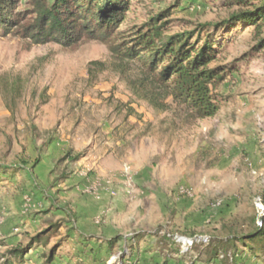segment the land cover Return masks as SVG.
Returning a JSON list of instances; mask_svg holds the SVG:
<instances>
[{"label": "rangeland", "instance_id": "obj_1", "mask_svg": "<svg viewBox=\"0 0 264 264\" xmlns=\"http://www.w3.org/2000/svg\"><path fill=\"white\" fill-rule=\"evenodd\" d=\"M28 1L20 0L18 10H26ZM130 1L118 29L127 39L168 10L172 34L219 24L235 10L225 0ZM228 37L215 63L228 75L215 90L219 109L213 118L200 119L171 98L161 111L136 96L131 83L141 76L139 65L115 68L100 42L36 46L15 33H0V81L19 76L26 82L13 113L0 86V166L15 171L0 178V225L12 219L20 228L12 243L0 240V260L19 264L10 251L26 247L46 225L50 247L65 243L77 210L94 212L100 231L110 235H145L131 264H164L156 252L164 235L186 251L191 235L208 241L226 237L223 226L247 234L253 219L260 224L264 50L256 49L253 27ZM79 239L63 245L62 264L120 263L117 249L101 252L98 240L83 247ZM237 249V264H264L263 254L257 259L242 245ZM41 255L32 252L20 264H47ZM196 256L174 253L167 264H205Z\"/></svg>", "mask_w": 264, "mask_h": 264}, {"label": "trees", "instance_id": "obj_2", "mask_svg": "<svg viewBox=\"0 0 264 264\" xmlns=\"http://www.w3.org/2000/svg\"><path fill=\"white\" fill-rule=\"evenodd\" d=\"M225 1L235 10L219 24L206 23L193 31L172 34L167 30L170 23L168 10L136 27L131 38L127 39L119 36L118 29L130 11V0H29L24 11L18 10L20 0H0V33H15L36 46L53 43L71 48L86 41L100 42L108 46L115 68L126 71L128 64L139 65L141 76L131 83V87L134 94L153 109L167 110L164 102L171 98L197 118L207 119L213 118L219 109L215 90L228 76L224 68L215 66L223 41L234 30L253 27L256 49L264 50V0ZM92 64L104 66L98 62ZM0 86L7 107L13 113L24 94L26 82L19 76L2 78ZM10 170L15 172L0 166V178L8 175ZM261 204L264 207V196ZM257 221L252 220L253 227L247 234L240 233L233 226H223L229 232L226 237L201 241L191 235L193 245L186 251L176 249L180 243L173 236L164 235L156 242V252L166 259L164 264L174 253H179L183 259L192 252L205 264L213 261L237 264V245L240 244L252 257L262 258L264 217L260 224ZM47 231L34 236L26 247L12 249L10 256L21 263L35 245H47L48 239L44 235ZM145 237L137 234L131 238L126 246L128 251L119 253L122 264H129L138 241ZM116 242L111 241L110 246ZM60 246L61 243L57 242L45 254L47 263L53 261ZM0 264L16 263L0 260Z\"/></svg>", "mask_w": 264, "mask_h": 264}, {"label": "crops", "instance_id": "obj_3", "mask_svg": "<svg viewBox=\"0 0 264 264\" xmlns=\"http://www.w3.org/2000/svg\"><path fill=\"white\" fill-rule=\"evenodd\" d=\"M75 212L77 214L75 213V215L72 216L73 220H74V222H73L74 224H72V236L69 237L68 239H66L65 243L64 242L61 243V246L58 248L57 254L54 257L53 261L51 263H47V264H62L61 262H63V259L62 260L60 259V254L63 250V245H68L71 242H74V239H76V237L80 238L79 240H80L81 245L83 247L88 245L91 242V240H98V242H97V244L99 245L98 251H101V252L108 251V253H111L112 251L117 249L118 250L117 256H119V253L122 250L128 251L126 249V246H127V244H129L132 241V239L125 240L123 237H120V235H118V234L117 235L115 234V236H113L114 235L113 233H111L113 235H110V233H106V231H104V230L100 231L102 228L99 227L98 221L95 220L94 212H92L90 210H88V211L77 210ZM9 215L12 216V214H9ZM11 220L12 219L4 220V218H3L2 219L3 223L1 222V225H0V240H4L6 243H12V241L14 240V239H10V237L13 235V232H20V228H18L16 225L10 224ZM7 225H9V226H7ZM49 227H51V225L43 226L42 230L43 231L48 230ZM26 234L27 233H25V235ZM20 238H22V236H20ZM145 238L141 239V240L144 241ZM113 240L117 241V242L110 246L111 241H113ZM141 240H139L138 243H140ZM57 242H59V241H57ZM57 242H56V244H57ZM50 244L51 243L48 241L47 245H42V244L35 245L33 248H31L29 250L28 254H32V252H33V254H37L38 251L41 250L42 251L41 256L44 259V261L47 262V260L45 258V254L47 252H49V250L51 248ZM137 246L138 245H136V247ZM136 247L134 248L133 254L132 255L129 254L130 255V261L133 260L134 254L138 248V247L137 248ZM89 248L91 251L90 254L93 255L94 254V249H93L94 247L92 248L90 246ZM78 252H81V251H78ZM28 254L26 256H28ZM76 259L77 258H74L73 260H76ZM24 262H25L24 264H27L26 261H24ZM69 263H71V262L68 260L67 263H63V264H69ZM119 264H122V263L120 262ZM129 264H131V263L129 262Z\"/></svg>", "mask_w": 264, "mask_h": 264}, {"label": "built area", "instance_id": "obj_4", "mask_svg": "<svg viewBox=\"0 0 264 264\" xmlns=\"http://www.w3.org/2000/svg\"><path fill=\"white\" fill-rule=\"evenodd\" d=\"M182 240H183L184 243H187V244L191 245V243L189 241H187L186 239H182Z\"/></svg>", "mask_w": 264, "mask_h": 264}]
</instances>
